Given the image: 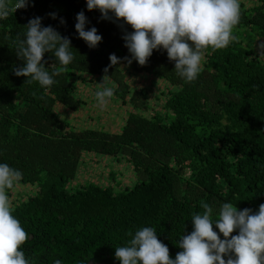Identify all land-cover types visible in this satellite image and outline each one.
I'll list each match as a JSON object with an SVG mask.
<instances>
[{
    "label": "trees",
    "instance_id": "1",
    "mask_svg": "<svg viewBox=\"0 0 264 264\" xmlns=\"http://www.w3.org/2000/svg\"><path fill=\"white\" fill-rule=\"evenodd\" d=\"M247 1L239 0L235 39L221 49H203L201 72L192 82L176 75L164 51L153 50L144 66L128 64L122 36L130 25L102 19L97 9H86V0H30L0 19V162L18 169L19 183L35 191L11 208L27 233L21 249L30 264H119L115 247L146 226L174 258L176 242L192 230L191 216L203 212L202 202L213 206V219L223 202L252 211L264 203V0ZM80 11L85 30L95 27L102 36L95 48L75 32ZM37 16L70 39L73 53L47 88L13 73L24 64L14 42ZM110 54L120 58L116 65ZM42 62L49 72L59 70L52 52ZM128 73L164 83L159 109L148 89L132 87ZM93 78L129 107L117 131L76 127L58 110L78 112L87 105L78 91ZM90 154L127 163L135 184L117 191L112 184L79 183Z\"/></svg>",
    "mask_w": 264,
    "mask_h": 264
},
{
    "label": "clouds",
    "instance_id": "2",
    "mask_svg": "<svg viewBox=\"0 0 264 264\" xmlns=\"http://www.w3.org/2000/svg\"><path fill=\"white\" fill-rule=\"evenodd\" d=\"M29 4L30 0H0V19ZM85 6L89 11L97 9L102 19L122 18L124 24L130 25L132 31L122 36L130 53L128 64L134 60L144 66L153 50L164 51L168 60L174 62L176 75L185 82L194 81L201 72L203 49H221L235 39L232 29L240 19L239 0H86ZM49 16L57 18L56 13ZM41 21L39 16L30 18L23 39L14 42L16 56L24 64L14 68L13 73L26 77L29 84L35 81L47 88L72 62L73 53L70 39L51 25L42 26ZM75 21L78 38L95 48L102 36L95 27L85 30L88 21L84 11L76 14ZM59 23H64L63 18ZM46 52L54 54L59 70L45 69L42 58ZM119 60L115 54L109 55L111 65ZM113 94V89L106 87L97 90L95 96L103 105ZM21 178L18 169L0 162V264H30L21 249L27 233L12 215L6 191ZM201 207L202 213L191 216L190 233L179 236L176 246L180 251L174 258L170 257L168 246L157 238V231L146 226L136 230L125 245L115 247L114 259L119 264H264V203L252 211L238 210L223 202L215 211L216 219L212 218V205L202 202ZM53 264L62 262L56 259Z\"/></svg>",
    "mask_w": 264,
    "mask_h": 264
},
{
    "label": "rangeland",
    "instance_id": "3",
    "mask_svg": "<svg viewBox=\"0 0 264 264\" xmlns=\"http://www.w3.org/2000/svg\"><path fill=\"white\" fill-rule=\"evenodd\" d=\"M245 1L247 5L251 4V1ZM128 81L134 88L144 87L148 89L154 108L159 109L161 107V103L166 98V88L163 82L157 81L146 74H129ZM104 88L106 87H101L99 78H93V82L88 81L87 84L81 82L78 92L87 102V105L83 106L78 112L66 111L62 107H59L58 110L65 118L71 120L76 127H103L105 130L117 131L124 124L129 107L122 105L114 95L111 98H106L105 103L101 105L97 101L95 93L97 90H103ZM107 88L110 87L107 86ZM87 157L89 158V168L83 170V179L79 183L112 184L117 191L135 184L136 176H132L133 172L129 170L131 167L127 163L122 164L116 158L98 154H90ZM32 189L33 187L29 184L25 185L17 182L12 189L6 190L10 208L13 207V203L18 204L33 195L35 191L31 192Z\"/></svg>",
    "mask_w": 264,
    "mask_h": 264
},
{
    "label": "built area",
    "instance_id": "4",
    "mask_svg": "<svg viewBox=\"0 0 264 264\" xmlns=\"http://www.w3.org/2000/svg\"><path fill=\"white\" fill-rule=\"evenodd\" d=\"M13 3H14V0H13ZM19 9H20V8L16 9L14 12H16V11L19 10ZM14 12L10 11V12L8 13V15H10L11 13H14ZM8 15H7V16H8ZM7 16H6V17H7ZM6 17H5V18H6Z\"/></svg>",
    "mask_w": 264,
    "mask_h": 264
},
{
    "label": "water",
    "instance_id": "5",
    "mask_svg": "<svg viewBox=\"0 0 264 264\" xmlns=\"http://www.w3.org/2000/svg\"><path fill=\"white\" fill-rule=\"evenodd\" d=\"M88 264H104V263L89 262Z\"/></svg>",
    "mask_w": 264,
    "mask_h": 264
}]
</instances>
